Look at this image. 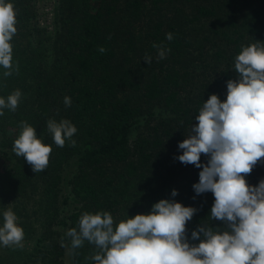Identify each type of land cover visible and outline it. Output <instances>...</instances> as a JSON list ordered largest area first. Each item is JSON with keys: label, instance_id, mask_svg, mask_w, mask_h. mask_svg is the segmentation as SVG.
<instances>
[{"label": "trees", "instance_id": "16d2710c", "mask_svg": "<svg viewBox=\"0 0 264 264\" xmlns=\"http://www.w3.org/2000/svg\"><path fill=\"white\" fill-rule=\"evenodd\" d=\"M16 20L22 21L19 10ZM59 21L50 59L39 62L12 45L18 71L5 78L0 67V97L20 83L27 92L15 112L4 109L0 116V221L8 208L26 209L25 201L37 197L34 215L48 224L44 238L52 247L45 264H67L66 258L93 264L87 258L95 246L85 241L73 252L66 235L84 212L108 211L118 223L168 199L198 209L186 225L190 244L200 242L191 233L203 223L223 229L209 217L213 194L193 189L201 169L175 157L203 103L212 94L223 102L227 81L238 79L234 60L241 46L264 42V0H61ZM154 43L171 49L166 58L157 60ZM49 119L75 125V147L55 145ZM21 121L52 148L43 172H33L12 150ZM245 179L258 185L264 161Z\"/></svg>", "mask_w": 264, "mask_h": 264}, {"label": "clouds", "instance_id": "9594fccd", "mask_svg": "<svg viewBox=\"0 0 264 264\" xmlns=\"http://www.w3.org/2000/svg\"><path fill=\"white\" fill-rule=\"evenodd\" d=\"M16 23L13 3L0 0V67L5 69V78L18 71V66L13 67L11 44ZM173 38L172 33L166 34L168 41ZM153 48L157 49V60L171 51L162 44L154 43ZM98 51L103 54L106 49L101 46ZM144 61L150 64L152 57L146 54ZM234 70L238 79L227 81L226 99L222 102L217 94L209 96L189 135L178 143L182 154L175 157L201 169L193 189L197 195L213 194L209 217L225 227L203 223L191 233V239L200 242L190 244L186 225L198 209L161 199L149 213L128 216L118 223L108 211L84 212L78 227L66 233L73 252L87 241L95 246L87 258L93 264H264V179L256 186L245 179L264 161V42L242 45ZM21 97L19 89L7 98L0 97V116L4 109L15 112ZM63 102L66 107L72 103L67 96ZM20 129L13 152L24 157L33 172H43L49 164L51 146L43 143L26 121L20 122ZM47 130L56 146L62 148L66 141L76 146L72 138L77 128L71 121L49 119ZM201 155L208 157L206 164L201 163ZM177 194L173 189L171 195ZM17 220L11 208L3 212L0 245L23 247L24 230Z\"/></svg>", "mask_w": 264, "mask_h": 264}, {"label": "rangeland", "instance_id": "374dc122", "mask_svg": "<svg viewBox=\"0 0 264 264\" xmlns=\"http://www.w3.org/2000/svg\"><path fill=\"white\" fill-rule=\"evenodd\" d=\"M13 3L16 13H22V21L17 22V33L11 43L16 46V52L26 50L33 54L39 62L50 59L55 50V42L60 31V3L61 0H10ZM145 23L141 29H145ZM212 74V72L209 71ZM20 83V91L27 95ZM19 86H16L17 88ZM143 126L135 129L134 138L138 132L142 131ZM37 197H32L25 201L27 208L22 206L15 212L18 217L17 223L27 229V224H31V232L24 236L23 247H4L0 245V264H45L50 257L49 250L51 244L45 240L44 235L48 233V224L43 218L34 215L35 202ZM3 221H0L2 226ZM54 231V227L49 233ZM53 254H51L52 256ZM65 258V255H64ZM67 264H70L66 258Z\"/></svg>", "mask_w": 264, "mask_h": 264}]
</instances>
